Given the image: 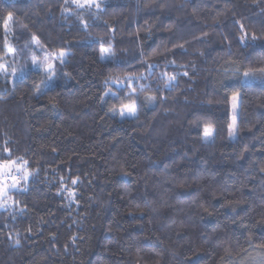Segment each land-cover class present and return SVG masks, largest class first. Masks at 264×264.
<instances>
[{
  "label": "trees",
  "instance_id": "16d2710c",
  "mask_svg": "<svg viewBox=\"0 0 264 264\" xmlns=\"http://www.w3.org/2000/svg\"><path fill=\"white\" fill-rule=\"evenodd\" d=\"M99 2L0 0V64L23 67L0 74V164L31 173L0 211V264H221L264 250V83L223 75L264 67V0ZM60 50L48 81L33 54ZM130 95L138 114L120 120L110 108Z\"/></svg>",
  "mask_w": 264,
  "mask_h": 264
},
{
  "label": "snow or ice",
  "instance_id": "6c2138e0",
  "mask_svg": "<svg viewBox=\"0 0 264 264\" xmlns=\"http://www.w3.org/2000/svg\"><path fill=\"white\" fill-rule=\"evenodd\" d=\"M65 2L67 3L68 0H65ZM71 2L75 4L77 8L92 7V6H94L97 9L101 8V3L99 2V0H71ZM64 11H69V9H64ZM9 19H11V14H9ZM81 22L85 28L88 27L86 22H84L83 20ZM240 30L242 33V35H240L239 37L240 42L241 43L248 42V35L244 31L243 24H240ZM256 39L257 37L255 35H252L251 41H255ZM37 46L40 47L38 41H37ZM180 47H183V45H180ZM8 51L13 52L14 49L9 47ZM99 51H100L101 58L110 57L114 55V53L111 51L110 46L109 47L101 46ZM67 55L68 53L66 51L60 50L58 53H55L51 56L46 54L44 59L41 61L35 54H33L31 62L34 66L39 68L40 71H43L45 73L46 80L51 81L54 79L56 75V71H55L56 65L53 63V60H59V62L63 64L65 63ZM151 67L152 65H149V68ZM0 71L7 73L8 66L4 64H0ZM22 71H23V67H21L20 69H17L16 67L11 68V73L13 76L17 75L18 72H22ZM236 71L239 72L240 70L237 69ZM183 75L187 76L188 73L185 72L183 73ZM162 76L166 80L165 85H164L165 87L171 86L173 82L177 80L176 75H169L167 73H164L162 74ZM257 79L264 80V67H261L258 70L248 69V70L243 71L242 76L240 77L239 86L244 87L249 82H253ZM129 81H131V78H129ZM107 82L108 81L106 80L105 83ZM115 82L119 83L120 81L117 80ZM144 87H145L144 85H141V90H143ZM133 93H135V89H133ZM147 100L149 102L155 101L156 96L154 95L148 96ZM240 100H241V93L239 91L233 92V94L231 95L232 118H231V123L229 125V137H234L236 135V132L238 131L237 118H238V109H239ZM110 111H112L114 114L118 112L119 116L122 118L125 116L135 117L138 114L139 106L137 104L136 99L132 98V96L130 95L128 103H121L119 109L113 106L112 108H110ZM213 135H214L213 126L210 124L205 125L203 127V139L205 140L211 139ZM24 163L26 164L27 162L25 161ZM13 164H15V161H5L3 164H0V175L8 176L10 174L11 165ZM17 170L19 171V167L17 168ZM262 171H264V169H262ZM30 175L31 173L25 170V174L23 175L22 179L26 181ZM11 179L13 180V183L11 185H0V208L11 207V205L8 203V200L10 199V197H8L7 193H8L9 188H15L16 185L19 183V180L17 179L16 176H11ZM78 180L79 178L73 179L72 184L73 185L77 184ZM67 191H68L69 198L73 199L75 197L74 190H67ZM13 203H16V202H13ZM205 211L207 210L205 209ZM247 242L250 246L253 245L254 244L253 237L250 236ZM14 244L15 245L20 244L19 238L15 239ZM259 247L261 249H264V244L259 245ZM253 264H264V252L258 253L257 257L253 258Z\"/></svg>",
  "mask_w": 264,
  "mask_h": 264
},
{
  "label": "rangeland",
  "instance_id": "374dc122",
  "mask_svg": "<svg viewBox=\"0 0 264 264\" xmlns=\"http://www.w3.org/2000/svg\"><path fill=\"white\" fill-rule=\"evenodd\" d=\"M71 1V0H70ZM72 3V2H71ZM73 4V3H72ZM75 7H76V5L75 4H73ZM85 8V7H84ZM79 9H82V8H79ZM47 53H44V52H39V55H40V60L42 61L43 59H44V57H45V55H46ZM49 56H51L50 54H48ZM12 59V58H11ZM56 61H59V60H53V62H56ZM11 62V61H10ZM10 62H8V61H5L4 63H2V64H4V65H6V66H8V72L10 71V75L11 76H13L12 75V73H11V68L12 67H15V66H13V64H10ZM7 72V73H8ZM243 73V72H242ZM242 73L241 74H239V73H237V71H235L233 68H231L230 67V69L229 70H227V71H223V75H224V77H225V79H226V82H228V83H232V79H233V77H239V81H240V77L242 76ZM0 74L2 75V76H5V72H3V71H0ZM10 76V77H11ZM11 80V79H10ZM251 83H264V80H259V79H257V80H255V81H253V82H249L248 84H251ZM40 88H41V90H44V89H46L47 88V86L46 85H41L40 86ZM144 101V105H145V107L146 108H152V107H154V105H155V101H152V102H149L148 100H147V97L145 98V100H143ZM239 108H240V102H239ZM238 113H239V109H238ZM117 117H118V119H132V118H134V117H131V116H125V117H120L119 116V114L117 113V115H116ZM231 118H232V107H231V98H230V117H229V125H230V123H231ZM235 138V136L234 137H229V139H231V140H233ZM204 141H208V140H205V139H203ZM19 167V171L17 170V168ZM25 170H26V166L24 165V164H13V165H11V168H10V174L8 175V176H3V175H0V185H11L12 183H13V180L11 179V176H16L17 177V179L19 180V183L16 185V187L15 188H9V190H8V193H7V195H8V197H10V194L13 192V191H15L17 188H18V186L21 184V183H25V182H27L28 181V179H29V177H28V179L25 181L24 179H22V177H23V175L25 174ZM6 178H8V180L9 181H7V179ZM8 203L11 205V207H12V201H11V198L8 200ZM11 207H6V208H0V211H4V210H7V209H10ZM260 252H264V250H254V249H252V250H250V251H248V252H246V253H244L242 256H240V257H236V258H232V257H228V258H226L225 259V261H223L221 264H253V258H256L257 257V254L258 253H260Z\"/></svg>",
  "mask_w": 264,
  "mask_h": 264
},
{
  "label": "built area",
  "instance_id": "2783aa9c",
  "mask_svg": "<svg viewBox=\"0 0 264 264\" xmlns=\"http://www.w3.org/2000/svg\"><path fill=\"white\" fill-rule=\"evenodd\" d=\"M6 179H7V181H9V180H10V179L8 180V178H6Z\"/></svg>",
  "mask_w": 264,
  "mask_h": 264
}]
</instances>
